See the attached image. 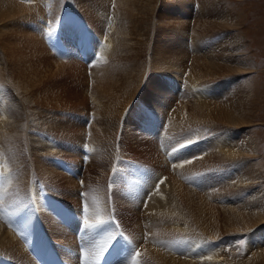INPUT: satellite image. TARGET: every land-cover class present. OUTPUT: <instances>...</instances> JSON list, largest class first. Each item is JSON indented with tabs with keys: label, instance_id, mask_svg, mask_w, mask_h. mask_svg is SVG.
Segmentation results:
<instances>
[{
	"label": "rangeland",
	"instance_id": "374dc122",
	"mask_svg": "<svg viewBox=\"0 0 264 264\" xmlns=\"http://www.w3.org/2000/svg\"><path fill=\"white\" fill-rule=\"evenodd\" d=\"M16 1L32 7L34 12L30 10L22 13L23 16H29V19L20 22V26L22 25V28L30 31L33 30L32 32L43 40L52 56L51 60L56 61L57 64H63L62 66H66L67 69L73 62L79 63L76 71L65 73L66 70H62L64 73L62 80L55 76L49 82V84L68 88L65 95H68L70 90L74 92L78 90L80 93L78 99L74 100V98L70 99L63 96L60 99H63L64 102H57L50 97L47 102L50 105H46V103L44 106L40 103L36 107H31L33 105L29 102L30 96H25L21 88L16 87L13 81H9L11 80L9 71L11 61H14L15 64L20 63V65L24 62L23 67H25L31 60H34V57H29L27 43L18 44L13 38L7 39V43H3V46L5 44H16L15 46L19 47L20 54L17 56L6 58L5 53H2V56L0 55V87L5 88L6 103L9 104L14 101L17 105L11 104V106H15V109L17 107L20 111H13L11 118L0 115V130H3V133L0 134V137L3 136L0 144H2L4 138L6 139L3 142L4 145H0V151L2 149L4 151H1L3 158L0 156V159L2 158L0 160V175L4 173L9 181L17 180L14 185L12 183V187H15V190H12L13 194L21 187L20 189H23L27 195L28 203H33L31 207L29 206L30 203L28 204L29 213L32 209V214H29L32 217L30 221L32 224L28 222L29 229H38L34 225L37 222L36 217L42 216L41 207L37 204L38 200L43 198L45 203V201H49L48 198H54L49 191H46V187L39 183L45 177L41 167L46 166L47 170L58 172L59 170L52 164L63 165L65 169L61 167L60 170L69 172L70 175L73 174L77 178L76 180L80 182L82 189L78 192L76 201L81 207L80 216H83L82 209L85 206L100 209L96 193L89 191L91 187L96 185L94 182V185H85L83 171L87 169V165L90 164L92 159L99 156V152H104L106 156H109V167L107 169L111 167H114L115 170L118 169V171L116 170L119 174L117 176H120L116 182L114 180L116 172L114 171L112 172L113 175H110L107 171L106 177L108 180L106 183L110 184V190L115 195L118 194L119 200L122 201V192L120 191L124 189L128 180L129 194H133L132 196L129 195L128 206L131 207L133 203V210L139 206V199H142L143 194H140L141 197L138 196V191L142 188L148 190L152 188L155 185L152 180L155 177L154 175L157 177L158 173H163L160 177H155L158 181H156L155 188H157L159 182H166L163 197L165 199L169 197L166 196L167 194L172 196V203L176 210V215H173V217L180 225L176 227L178 229L174 228L173 231L169 232L168 244L174 240L176 230L180 233L182 226L191 225L190 211L187 215L184 209L186 207L197 215L198 229H216L219 232L216 235L219 239L232 240L222 246L220 254L225 256L221 259L222 264H231L229 258L232 257V259H240L241 262L246 261L252 251L262 250L264 248V222L250 229L246 227L245 223L241 222L242 230L236 231L234 225L232 227L227 226L228 218L223 213L226 212L224 211L226 208L235 207L241 201H246L251 210L254 211L255 209L256 211V209L261 208V213L264 214V0H145L144 7L149 6L146 11L143 10V18H141L142 0H121V12L120 9L115 12L118 9V0ZM183 5L185 6L182 7ZM32 14L38 16L33 17ZM40 14L41 16H39ZM68 24L77 25L76 33L81 36L83 44L79 49L76 43L64 46L63 43H59L53 38L55 30L60 28L59 31H63L72 27L67 28ZM25 25L29 26L26 27ZM178 27H182V29ZM177 28L178 30H176ZM124 29V33L120 35L121 30ZM183 30L185 32L181 36L185 40L184 44L177 46L175 39L178 35L180 37ZM42 32L44 36L41 37L39 34ZM49 33L51 35L47 42L45 36ZM197 35L198 38H196ZM203 37L204 39H202ZM197 41L199 44L196 43ZM179 48L186 53L185 65L187 66L184 69L185 71H177L176 64L172 65L175 72L167 71L165 67L169 62L165 54L171 50L177 52ZM220 54L223 55L221 59L217 58V55ZM193 57L195 58L193 59ZM206 58L216 59L220 62L216 64L217 67L219 64V68L215 66L208 67L207 74L204 77L205 80L200 81L195 72L192 71L193 63L198 59L203 60ZM174 62H176V59ZM102 79H105V82L114 80V93L111 97V104L106 102L98 104L95 100V87ZM157 80H162V82L160 83ZM194 81L201 83H194ZM137 84L140 85L135 92L133 88ZM187 84H190L189 88ZM183 94L185 96L188 94L190 97H183ZM66 97L69 99L66 100ZM14 98L15 100L18 98L17 102ZM26 102L27 106L25 105ZM204 102L209 104V108L239 106V114L247 127L231 126L228 122L223 123L218 120L216 121L218 124L210 123L206 121L204 115L199 114H195L194 120L186 111L185 106ZM21 103L23 105L19 106ZM124 104L126 106L123 108ZM28 106L29 108H26ZM98 108L103 110V114L98 115ZM115 108L118 109L116 113L106 112ZM17 121L19 122L17 123ZM20 126L22 127L20 128ZM9 136L12 138L10 139ZM249 137L256 139L257 152H251L244 156L245 158L239 157L235 160L229 157L230 151L234 152L236 149H241V147L246 148ZM5 142L8 143L5 144ZM26 143L28 144L26 145ZM45 145L46 147H44ZM206 149L210 150L207 151ZM206 151L211 152L209 154ZM179 154V160H170L169 155ZM45 155L48 157L46 158ZM206 155L209 157H206ZM4 156H6V159ZM204 160L206 165L200 166L205 163ZM16 161L19 162L22 168L19 167ZM200 161L201 163L196 166L197 168L194 167ZM235 161H237V164ZM36 162L38 165H35ZM43 162L46 164H43ZM238 164L241 167L243 176L249 177L254 171V179L249 184L248 181L245 182L241 181V178L239 180L235 178L229 183L224 182L225 186L221 181H224L225 177L228 179L232 175L231 172L234 171V167H238ZM247 164L249 169L247 167L246 170L244 168ZM40 165L41 167H39ZM4 166L6 169H4ZM11 166L12 168L9 169ZM177 167L178 171H176ZM27 171L32 172L28 173L31 174L29 185L43 193L39 194L38 197L37 190L34 192V190L28 191L26 189L25 191L23 183L26 182V179L23 178L22 173L26 172L27 175ZM137 171H140V173L137 174ZM154 171L158 173H154ZM15 175L20 178L17 179ZM251 175L250 177H252ZM143 176L146 182L142 186ZM255 180H259V182L251 184ZM82 181L83 183H81ZM89 181L92 183L91 180ZM239 181L241 183H238ZM120 182L122 186L119 185ZM104 183V181L100 182L97 186L102 189ZM218 185L222 187L219 188ZM12 187L7 189L11 192ZM217 188H219L218 192ZM51 189L59 194L55 199H59L61 202L56 201V203L66 205L64 210H69L71 206L67 205V201L64 200L67 191L56 190L57 187L55 189V186H51ZM213 189L215 190L213 191ZM252 189L254 190V197L250 196L251 193H249ZM148 190L143 193L146 194ZM31 192L34 194H31ZM208 192H210L209 196L207 195ZM153 193L151 190L146 195L144 199L146 203H150L149 198ZM184 193H189V197H195V202L204 206L203 210L198 207H195L194 210L191 202L188 205L187 201L181 197ZM157 196L159 197V193ZM110 199L107 187V198L103 203L100 199L101 205L105 208ZM116 200L115 198L114 207L111 203L109 215L106 214L101 220L102 222H113L114 225L116 224V230L114 225L113 228L109 229L110 233L107 228H104L103 231L107 229L108 233L104 231L103 235L107 234L108 236L110 234L113 241L122 229L123 232L119 236L120 242L127 246L126 248L130 252L129 255H131L130 258L134 260L133 254L138 251V245H136L138 243L135 241V237L138 238L144 235V242H149L151 232L146 228L141 231V229L137 230L133 227L132 215L134 213L130 215L132 217H129L125 209L120 208L122 210L120 211L117 208ZM233 201L234 203H232ZM255 201L258 202V205ZM213 209H216V214ZM250 209H246V212L254 213ZM33 212L35 216H33ZM68 214L73 217V211H69ZM214 218L215 220L211 222L210 220ZM220 221L225 222V224L220 225ZM140 223L142 224L141 221ZM235 227H240V224L237 222ZM226 228L233 229L225 230ZM97 230L99 229L93 230L96 238L98 237ZM192 230H189L191 237H196L197 235L192 234ZM220 231L230 233L221 237L223 233ZM91 232L92 230H90ZM186 232H184L185 236L188 234ZM88 237L89 234H86L85 239L87 242L89 241ZM90 237H93L92 234ZM108 237L103 236L104 241L105 238H107L106 241H109ZM209 238L207 240L206 237L203 239L210 244L211 242L215 244L216 240ZM97 240L98 244L101 245V237ZM112 241L108 244H112L114 242ZM39 242V239L35 240V244ZM182 242L183 239L178 241V243ZM203 242L199 245L203 246ZM81 250L83 251L82 247ZM164 250L162 249V251ZM194 256H199V254H193L191 257ZM145 257L150 260L153 259L149 255H145ZM92 260L93 263L95 261L94 256ZM205 261L201 260L199 262L205 264ZM7 263L17 264L13 261H7Z\"/></svg>",
	"mask_w": 264,
	"mask_h": 264
},
{
	"label": "bare ground",
	"instance_id": "6f19581e",
	"mask_svg": "<svg viewBox=\"0 0 264 264\" xmlns=\"http://www.w3.org/2000/svg\"><path fill=\"white\" fill-rule=\"evenodd\" d=\"M144 4H145V0H142L141 18H143V10L146 11V9L149 6L148 5V6L144 7ZM184 6L185 5H183L182 7H184ZM117 8H116L117 10H115V12H118L119 9L121 12V9H122L121 0H118ZM124 9H125V7H124ZM30 10H32L31 6H29V5L26 6L24 4H21L16 0H0V53H1L0 55L2 56V53H5V57L8 58V57L17 56L20 54V52L18 50L19 47L15 46L16 44H14V45L5 44V46H3V43H7L6 42L7 39L13 38L14 40L17 41L18 44L23 45V44L27 43V45L29 46V54H30L29 57H34V60H31L29 64L25 65V67H23L24 62H22V64L20 65V63L15 64L14 61H11L10 71H9V76H10L11 80H9V81H13V83L16 85V87L21 88L23 90V93L25 94V96L26 95L30 96L29 102L33 105L31 107H36V106L40 105V103H42V105L45 106V104L48 102L50 97L53 98V100H55L57 102H64L63 99H60L61 97L63 98V96H67L70 99L74 98V100L78 99L80 96V93L78 92V90H75V92L70 90L69 94L65 95L66 94L65 92L67 91L68 88H65L64 86H61V85L49 84L50 80L53 79L55 76H57L58 79L62 80V77L64 75L62 70H66V71H64L65 73L71 72L73 70L76 71L77 68L79 67V63L73 62L71 65L68 66V69H67L66 66H62L63 64H57L56 61L50 59V58H52V56L50 55V52L48 51L47 47L45 46L43 40L40 39L39 37H37L36 33L32 32L33 30L30 31L28 29L22 28L23 27L22 25H21L22 27L20 26V22H24L25 20L29 19V16H23L22 13L28 12ZM125 11H126V9H125ZM37 16H38L37 14L33 15V17H37ZM39 16H41V14ZM125 25H126V23H125ZM18 26H19V28H18ZM25 26L27 27L29 25H25ZM178 28L182 29V27H178ZM178 28L176 30H178ZM114 29H115V27H114ZM124 31H125V29L121 30L120 35L123 34ZM184 32L185 31L183 30L182 33L180 34V37H179V35L176 37L175 42L177 43V46L184 44L183 42L185 40H183L182 36H181L182 34L184 35ZM39 35L41 37L44 36L43 32L40 33ZM198 37L199 36L197 35L196 38H198ZM183 38H186V37H183ZM35 39H37V40H35ZM202 39H204V37ZM192 40H193V38H192ZM196 43L199 44L198 41ZM202 44H203V42H202ZM37 53H40V54H37ZM185 54L186 53L183 52L181 50V48H179V50L177 52L176 51L173 52L171 50L168 53H166L165 55L167 56V61L169 62L167 64V66L165 67V68H167L166 70L175 72V68L172 65L176 64L177 65V71L184 72L185 71L184 69L187 66V65H185L186 64ZM222 56L223 55H221V54L217 55V58L221 59ZM194 58L195 57H193V59ZM175 59H176V62H174ZM217 62L218 61L216 59H211V58H209V59L206 58L203 60L198 59V60L194 61L192 71H193V73L195 72V74L197 75V77L200 81L205 80L204 77L207 74L206 70L208 69V67H213V66L217 67L216 66ZM218 63H220V62H218ZM14 66H15V68H14ZM217 68H219V64H218ZM2 69L4 70L3 67H2ZM177 71H176V73L178 74ZM73 74H74V72H73ZM3 76L5 77V75H3ZM190 77H192V76L190 75ZM118 78H116V79H118ZM6 79H5V82H6ZM190 80H192V79L190 78ZM157 81L158 82L160 81V83L162 82V80H157ZM194 83H201V82L194 81ZM4 85H6V84L4 83ZM139 85L140 84H137V86H135L133 88V90L135 92L137 91ZM189 85L187 84L188 88L190 87ZM191 85L193 86V84H191ZM162 86H163V84H162ZM197 88H198V86H197ZM4 89L5 88L0 87V108H1L0 115L2 114V116H8L9 118H11V115H13V113L16 111H20V109H17V107L15 109L14 108L15 106L14 107L11 106V104L17 105L14 101H11V103H9V104L6 103V101H5L6 100V94H5ZM113 89H114V80L105 82V79H102L101 82L98 83L95 87V93H96L95 100H96V102L98 104H102L105 102L111 104V102H112L111 97H113V93H114ZM28 92H30V93H28ZM201 93H203V92H201ZM145 94H147V93H145ZM196 94L200 95L199 93H196ZM83 95H82V97H83ZM186 96L188 97L189 95L186 94ZM186 96L183 94V97H186ZM67 97H66V100L69 99V98L67 99ZM191 97H194V96H191ZM7 98H9V97H7ZM16 99L18 100V98H16ZM189 99H191V98H189ZM192 99H194V98H192ZM198 99H200V97H198ZM14 100H15V98H14ZM17 100H15V101L17 102ZM203 100H204V98H203ZM20 105H23V104L21 103V104H19V106ZM25 105L26 106L28 105L27 102L25 103ZM46 105H50V104L47 103ZM125 106H126V104L123 105V108ZM238 107L239 106H237V105H233L232 107L222 106V107L209 108V104L204 102V103H199V104L197 103L194 105H187V106H185V109H186V111L189 112V114L191 115V117L193 119L195 117V114H199V115H204L203 117L206 119L207 122H210V123H216V121L218 120V121H221L223 123L228 122L231 126L235 125V126H246L247 127V125L245 124V121L243 122L241 119V115L239 114V108ZM26 108H29V106ZM117 111H118V109L115 108V109H111V110L106 111V112L116 113ZM97 112H98V115L103 114V110L101 108H98ZM181 114H182V111H181ZM210 116L215 118V119H212ZM243 116H244V114H243ZM26 118H27V116H26ZM26 118H25V120L28 121V119H26ZM181 118H183V117H181ZM29 119L32 120L31 118H29ZM245 120H246V118H245ZM35 121H36V119H35ZM206 121L204 120V122H206ZM18 122L19 121H17V123ZM216 124H218V123H216ZM21 127L22 126H20V128ZM23 129H20V130H23ZM2 131L3 130H0V134L3 133ZM16 131H17V129H16ZM22 132H25V131L23 130ZM91 133H92V131H91ZM9 134H11V133H9ZM4 135H5V133H4ZM16 135H18V133H16ZM2 137H0V140H2L1 139ZM11 138L12 137H10V139ZM91 138H93V137H91ZM28 139H30V138H28ZM4 140H6V139L4 138L3 142H4ZM44 141H45V139H44ZM3 142H2V144H3ZM14 142H15V140H14ZM22 142H23V139H22ZM6 143H8V142H5V144ZM2 144H0V145H2ZM27 144L28 143H26V145ZM28 147H31V146H28ZM44 147H46V145ZM206 147H208V146H206ZM214 147H215V145H214ZM2 148H3V146H2ZM13 148H15V147H13ZM6 149H7V147H6ZM6 149H5V152H7ZM8 149H10V148H8ZM257 149H258V144H257L256 139L254 137H249L246 148L241 147V149H236V151H234V152L230 151L231 154L229 153V157L233 158V160H235L239 157L245 158L244 156H246L247 154H249L251 152L256 153ZM196 150H198V149H196ZM206 150L208 151L210 149H206ZM214 150H215V148H214ZM1 151H0V156H2ZM2 152H4V151H2ZM9 152H11V150H9ZM209 152H211V151H209ZM209 152H207V153H209ZM12 153H13V151H12ZM170 154H172V153H170ZM207 155H206V157H209ZM224 155H227V154H224ZM179 156H180V154L175 155V156L169 155V158L171 161L172 160H179ZM11 157H12V155H11ZM45 157H46V155H45ZM2 158H3V156H2ZM2 158L0 160H2ZM4 158L6 159V156H4ZM14 158H16V157H14ZM40 160H41V158H40ZM31 161H32V159H31ZM108 161H109V156H106V153H104V152H99V156H97L95 159H92V161H90V164L87 165V169L83 171L84 172L83 175L85 176V178L83 180L85 181L86 186L91 185V184L94 185V183L97 186V184H99L100 182H103V181L105 182L104 188L101 189L98 186L97 187L94 186V187H91V190H89L91 193L92 192L96 193L98 203L100 205V209L99 208H93L92 206H87L88 218L90 221L89 223L94 224L98 221H101L102 218H104V216H106V214H108V212H110V209H111L110 207L112 206L111 203H113V207H114V205H115L114 202H115V198H116L117 199L116 204L118 205L117 208L119 210H120V208L125 209L128 212L127 214L129 215V217L133 216V218H132V220H133L132 222L134 224L133 227L137 228V230L141 229V231H142V229L146 228V229H148V231L151 232L149 242H144V237H143L144 235L142 237H138V238L135 237V241L138 243L136 245H138V251L137 252H139V256H136V251H135V254H133L134 260H132L130 258L131 255H129L130 252L126 248L127 246H124L121 242H120L121 245L119 246L120 252L118 253L117 256H114L112 252H109L111 250L113 244H114V242H113L112 244L111 243L109 244L110 247L105 252L102 260H99V261L97 260L96 254L99 251L100 246L104 245L108 241V240L106 241L107 238H105V241H106L105 242L103 236L106 235V237H108L110 235V234L108 236H107V234L103 235V232L106 231L107 229L109 230L110 228H113L112 226L114 225V223L108 222V221L103 222L104 225H102V227L98 228L99 230H97V236H98L97 238H96V236H94L95 232L93 230H92V233H90V230H88L89 232L88 231L86 232V230L84 229V227L82 225L84 217L80 216L81 207H79V205L76 202L77 198H78V192H80L82 190L81 186H80V182L76 180L77 178L73 174L70 175L69 172H68L69 173L68 174L66 171L60 170V168L63 167V165L58 166L57 164H52L55 168H57L59 170L58 172H54V170H47L48 168L46 169L45 165H44L45 167H41V165L39 166V167H41L42 172L44 173V176H45L39 183L43 184L46 187V191H49L50 194L54 198H52V199L48 198L49 201L48 202L45 201V203H44V200L42 197H41L42 199L38 200V203L36 201V203L39 204V207H41V212H42L43 217L42 216L36 217L37 222L36 223L34 222L35 223L34 225L37 226L38 230H35L32 233V235L30 232L31 229L29 230V223H31L30 221L32 219L31 215H29V214L30 213L32 214V212H31L32 209L30 208L31 210L29 213L28 207L29 206L31 207L33 205V203L31 204L29 202L30 205L28 206L29 203H28L27 195L24 193L23 189L22 190L20 189L21 187L19 189H17L18 191H15V194H13L12 190L13 189L15 190V187H12V186L17 182V180L13 179V180H11L12 182L9 181V179H7V177H5L3 172H2L3 174L0 175V264H6L7 261H11V262L13 261L17 264L18 263H20V264L21 263L22 264H44L43 258H44L45 252L49 246H54L58 250L60 256L62 257V259L64 261V264H80V259H81L82 264H128V263L132 264L133 261H137L138 264H203V263L199 262L201 260H206L205 264H208L209 262H212V261L213 262L211 264H222L221 259L225 256H224V254L222 256V254H220V251L222 249V246H224L227 242H230L229 240H231V239H224V240H223V238L219 239L216 236L219 234V232L216 229H203V230L198 229L197 228V215L190 208H186L183 206L187 215L189 214V211H190V224H191L190 226L192 228L193 227H195V228L192 230V228H189L190 226H188V225L182 226L181 227L182 231L179 233L176 230L175 231L176 233L174 232L175 233L174 238H173L174 240H172V242L168 244L169 232L173 231L174 228H176L177 226H180V225L177 221L174 220V217H173V215H176V210H175V207L172 203V201H173L172 196H170V194H167L166 196H169V197H167L166 199H165V197H163V195H164L163 191H165L166 182H164V183L159 182L157 188H155L156 181H157L156 178L160 177L161 174H163V173L159 174L157 171H154V173L155 172L158 173V176L156 177V175H154L156 178L154 177L152 179L153 182H155L154 183L155 185H153V187H152L153 189L150 188L148 190L146 188H142V189H140V191H138V193H137L138 196H140V194L141 195L143 194L142 199H139L140 202L137 200L139 202V206H137V204L135 203L137 207H135L133 210L132 209L133 203L131 204V207L128 206V202H129L128 200L130 199L129 198V195H130L129 194V187L127 186L128 180L126 181V186L123 185L124 189H125V187H127V188L125 190L121 189V191H120V192H122V198H123L122 201L119 200L118 194L115 195L110 190V184L106 183L108 180L106 177L107 171L110 175L112 174V172H114V171L116 172L115 177H114L115 178L114 180H116V182H117V178L118 177L120 178V176H117L118 169H116L117 171L114 169V167L108 168L109 170L107 169V167H109ZM204 162H205V160H204ZM236 162L237 161H235V163ZM17 163L19 164V162H17ZM200 163H201V161L199 163L195 164L194 167L198 166ZM2 164L4 165V163H2ZM43 164H46V163L43 162ZM35 165H38V163L36 162ZM49 165H50V163H49ZM202 165H206V162L201 164L200 166H202ZM247 165H246V168H244L246 170H247V167L249 169V165L248 166ZM53 166H52V168H53ZM168 166H170V165L168 164ZM214 166H216V165H214ZM237 166L238 167L235 166L234 171L231 172L232 175L228 179H226V177H225L224 181H221L222 183H224V182L229 183V182L233 181L235 178L238 180H239V178H241V181H245V182L248 181L250 184V181L252 179H254V171H252L253 172L252 175L250 174L252 177H250V175H249V177H250L249 178L245 175L247 177L246 178L245 176L242 175V172H241L242 170L240 169L241 167L239 166V164ZM19 167H20V164H19ZM65 167H67V166H65ZM10 168H12V166L9 167V169ZM20 168H22V167H20ZM121 168H123V167L121 166ZM4 169H6L5 166H4ZM28 169H30V168H28ZM63 169H65V168L63 167ZM3 171H5V170H3ZM31 171L30 172L27 171V175H26V172L22 173V176H23V178L26 179V182H24V183L21 182V183L24 184L25 191H26V189H28V191L34 190V192H35L36 190L38 191V189L32 188L29 185L31 174H28V173H32ZM176 171H178V167H177ZM9 173L12 174L11 172H9ZM74 173L76 174V172H74ZM139 173H140V171H137V174H139ZM15 177L17 179L20 178L16 175H15ZM89 180H91L92 183H90ZM145 182H146V179L143 176L142 177V186L145 184ZM258 182H259V180H255L251 184H256ZM12 183H13V185H12ZM53 183L55 185H52ZM81 183H83V181ZM123 183H125V182H123ZM238 183H241V182L239 181ZM119 185L122 186L121 182ZM39 186H41V185H39ZM51 186H55V189L57 187L56 190H59V191H64V192L67 191V194H65V196H64V200L67 201V205L71 206V208L69 210H67V209L64 210L66 205H63V204L60 205V204L56 203V201H60L59 199H55V197L59 196V194H58V192L53 191L51 189ZM225 186H226V184H225ZM8 187H12L11 192L7 189ZM107 187H108V197L110 196L111 199H110V201L108 200V204L105 205V208H104V206L101 205L100 201L102 200V203L104 201H106ZM221 187L222 186L220 185L219 188H221ZM219 188H217V192H218ZM64 189H67V190H64ZM39 190H40V188H39ZM122 190H124V191H122ZM145 190H148L146 194L143 193ZM151 190H152V193L153 192L154 193L151 196V198H149L150 203H146L144 199H145L146 195ZM214 190L215 189H213V191ZM158 193H159V197L157 196ZM209 193L210 192H208V194H207L208 196L210 195ZM249 193H251L250 196L254 197V190L253 189ZM31 194H34V193L31 192ZM39 194L41 195L43 193L38 191L37 197L39 196ZM44 195H45V193H44ZM132 195H130V196H132ZM258 195H260V194H258ZM181 197L187 201L188 205H189V202H191L192 208L194 210H195V207H198L201 210H203L204 206L202 204H199L198 202H195V197H189V193H184ZM196 197H198V196H196ZM163 198H164V200H163ZM33 202H34V200H33ZM255 202L258 205V202L257 201H255ZM211 203H213V202L211 201ZM232 203H234V201ZM249 203H251V202H249ZM246 209H250V206H248L246 201H243V202L241 201L240 204L236 205L235 207L231 206V208L230 207L226 208L224 211H226L228 214L226 212H224L223 214H224V216H226L228 218L227 226L232 227L234 225V228L236 231H241L242 230L241 222L245 223L246 227H248L249 229L251 227H254L255 225H257L259 223L264 222V214L261 213V210H260L261 208L256 209V211L254 208H253L254 211L250 209L254 213L246 212ZM33 210L35 211V209H33ZM213 210H214V213L216 214V212H215L216 209H213ZM69 211H73V217L68 214ZM120 211H122V210H120ZM132 213H134V215H132ZM110 215H112V214L110 213ZM130 215H132V216H130ZM33 216H35L34 212H33ZM214 220H215V218L210 220V221L213 222ZM109 221H110V219H109ZM140 221L142 222V224L140 223ZM237 222L240 224V227H235V224ZM165 224H166V226H165ZM224 224H225V222L220 221V225H224ZM115 226H116V224L114 225V227ZM104 228H107V229L103 231ZM114 229L116 230V227ZM176 229H178V228H176ZM229 229H233V228H226L225 230H229ZM115 230H113V231H115ZM189 230H192V234L194 233L193 235H197V236L191 237ZM186 231H188V232H186ZM138 232H140V231H138ZM184 232H186L188 234H186V236H185ZM220 232L223 233V235L221 237H224L225 234L230 233V232H223V231H220ZM106 233H108V231H106ZM109 233H110V230H109ZM182 233H184V234H182ZM86 234H89V237H88L89 241L88 242L85 239ZM91 234L93 236L92 238L90 237ZM99 237H101V239H102L101 243H100L101 245L98 244L99 242L97 239H99ZM172 237H173V235H172ZM205 237H206V240L209 237L212 239H215L216 240L215 244L213 242H211V244H210L208 241H205L203 239ZM200 238L202 240H198ZM36 239L40 240V242L38 244H35ZM181 239H183V242L178 243V241ZM185 239H188V240L186 241ZM110 241H112V240H109L108 243ZM174 241H176V242H174ZM203 241L206 243H204ZM201 242H203V244H204L203 246L199 245ZM80 245L83 248V251L81 250ZM162 249H165V250L162 251ZM193 254H199V256L191 257V256H193ZM145 255H149L153 259L152 260L147 259L145 257ZM93 256L95 258V261L92 263V261H93L92 257ZM232 258H229L231 264H264V248H262V250L252 251L251 254L248 255V258L246 259V261L241 262L240 259H232ZM129 260H130V262H128ZM3 261H5V262H3Z\"/></svg>",
	"mask_w": 264,
	"mask_h": 264
},
{
	"label": "snow or ice",
	"instance_id": "6c2138e0",
	"mask_svg": "<svg viewBox=\"0 0 264 264\" xmlns=\"http://www.w3.org/2000/svg\"><path fill=\"white\" fill-rule=\"evenodd\" d=\"M49 35H51V33H49ZM82 211H83V217H84L83 218V227L86 230V232L88 230H94V229H98V228H101L102 227V225H103V222L102 221H98L95 224H90L89 223L88 208L86 206L83 207ZM108 239L109 240H112V236L109 235ZM109 247H110V245L107 244V243H105L104 245L100 246L99 251L96 254V258H97L98 261L99 260H102L105 252L108 250ZM136 256H139V252H136ZM132 264H138V262L137 261H133Z\"/></svg>",
	"mask_w": 264,
	"mask_h": 264
}]
</instances>
